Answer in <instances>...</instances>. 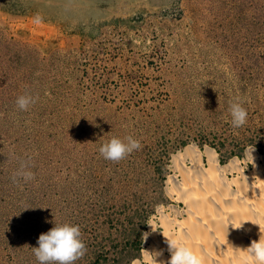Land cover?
I'll return each instance as SVG.
<instances>
[{
    "label": "rangeland",
    "instance_id": "rangeland-1",
    "mask_svg": "<svg viewBox=\"0 0 264 264\" xmlns=\"http://www.w3.org/2000/svg\"><path fill=\"white\" fill-rule=\"evenodd\" d=\"M38 97L27 111L18 96ZM240 102L245 125L229 106ZM141 147L119 162L112 137ZM264 151V0H0V264L78 224L74 264L144 261L176 153ZM21 162L35 174L13 175Z\"/></svg>",
    "mask_w": 264,
    "mask_h": 264
},
{
    "label": "bare ground",
    "instance_id": "bare-ground-1",
    "mask_svg": "<svg viewBox=\"0 0 264 264\" xmlns=\"http://www.w3.org/2000/svg\"><path fill=\"white\" fill-rule=\"evenodd\" d=\"M171 165L167 191L173 202L159 207L156 230L147 231L144 261L134 264H167L171 253L164 234L187 239L205 264H249L246 248L260 232L247 220L264 230V151L225 163L216 150L193 147L176 153Z\"/></svg>",
    "mask_w": 264,
    "mask_h": 264
},
{
    "label": "clouds",
    "instance_id": "clouds-1",
    "mask_svg": "<svg viewBox=\"0 0 264 264\" xmlns=\"http://www.w3.org/2000/svg\"><path fill=\"white\" fill-rule=\"evenodd\" d=\"M37 99L38 97L26 92L17 97L16 106L22 111H27L30 105L36 103ZM229 112L231 124L234 128H239L246 124L248 112L240 102L230 103ZM140 147V141L132 136L124 138L112 137L109 141L102 144L99 148V153L106 160L119 162ZM254 150L255 147L253 145L248 147L246 152L252 154ZM17 177L27 182L33 180L35 174L29 170L27 162H21L19 169L13 175L14 182ZM166 194H168L167 189ZM247 221L259 226L260 236L258 240H253L246 248V259L249 264H264V230H262L260 223L252 220ZM244 222L246 221H243L239 227H242ZM148 224L153 231L156 230L152 223ZM229 225L235 227L232 223H229L228 228ZM144 234L146 238L149 235L148 232ZM164 236L167 238L168 251L171 253L167 264H205L204 256L187 239L174 235L166 236L164 234ZM37 243L38 247H33V253L40 264H74L87 251L86 244L82 238L81 228L78 224H57L55 222L54 227L39 235ZM152 253L153 259L157 261L156 257L160 256L161 252ZM159 262L164 264L163 261Z\"/></svg>",
    "mask_w": 264,
    "mask_h": 264
}]
</instances>
